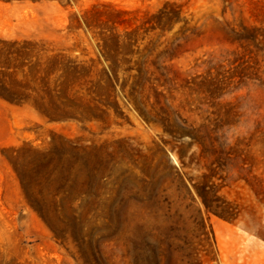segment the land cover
I'll return each mask as SVG.
<instances>
[{"label": "rangeland", "instance_id": "obj_1", "mask_svg": "<svg viewBox=\"0 0 264 264\" xmlns=\"http://www.w3.org/2000/svg\"><path fill=\"white\" fill-rule=\"evenodd\" d=\"M165 2L183 20L147 31ZM258 28L264 0H0V264H264V74L234 76L264 70ZM218 64L212 99L196 76ZM61 137L88 147L64 191Z\"/></svg>", "mask_w": 264, "mask_h": 264}, {"label": "trees", "instance_id": "obj_2", "mask_svg": "<svg viewBox=\"0 0 264 264\" xmlns=\"http://www.w3.org/2000/svg\"><path fill=\"white\" fill-rule=\"evenodd\" d=\"M91 11H93L98 15L102 14V11L99 10L97 5H93L91 8ZM119 12V11H118ZM182 5L177 4L175 2H165L162 7H160L156 12L149 14L143 21L142 25L146 26L147 31L155 30L157 28L162 29H169L171 25L178 23L182 21ZM138 27L133 28L130 31H126L125 33V40L127 43V47L133 46V41H135V36L138 33ZM258 31L256 35H254L251 40L255 44L257 51L263 52L264 55V29L261 30L260 28L256 29ZM118 36L116 34H113V38H117ZM258 41V42H257ZM261 46V47H260ZM264 60V59H263ZM209 64V62H208ZM260 63L256 60L254 64H251L250 62L244 60L240 62L235 67V75L239 78L240 82H243L246 79H258L262 80V74H264V70H260ZM221 65H213L209 67L208 73L205 76H196V78L200 77L199 83L195 84V86L199 87V91L207 92V95L209 97L218 98L217 94L218 92L225 89L227 85L230 83L227 81V79L231 77H226L223 70H221ZM212 69L215 70V75L212 76ZM133 68L129 67L127 69V72L132 71ZM117 72L111 68L110 72H108V79L110 81V84L113 86L116 84V77ZM141 71H137V75L140 76ZM111 75L112 80L110 79ZM115 80V81H114ZM193 84V85H194ZM203 86V87H202ZM203 88V89H201ZM189 89L191 91H196V88L190 86ZM8 100V99H7ZM137 111L140 115L144 117V114L142 110L135 106ZM194 142H198L197 139L194 137H191ZM51 147L47 153L46 160H45V167L48 170V178L47 181L49 183L55 182L57 184L58 190L64 191V184L74 181L72 178L75 177V173L73 174L71 172V169L74 167H81V165L86 164V158L84 157L86 154V148L87 146H83L82 144L78 143L77 141H73L71 139L61 137L58 142L54 140V138L50 142ZM184 164V162L182 161ZM175 172L174 175L176 178L175 181L179 182L180 188L184 189L186 194L190 196L192 201H195V197L192 194V190L190 186L184 181L183 176L180 174L179 170L174 167ZM20 176V174H19ZM22 181V178H21ZM91 182L90 179H87L86 184L89 185ZM194 190L198 197L200 198L201 203L203 204L205 210L207 212H212L215 214H219L222 217L227 218L231 211H229L228 208L220 207L217 205L215 200H212L208 198L206 195V191L202 187H198L196 185H193ZM179 188V189H180ZM217 198V197H216ZM29 203L30 197H29ZM198 215L202 219L201 216V209L197 210Z\"/></svg>", "mask_w": 264, "mask_h": 264}]
</instances>
